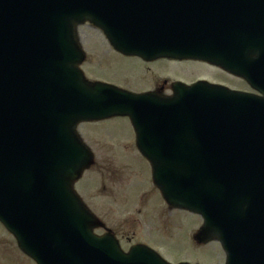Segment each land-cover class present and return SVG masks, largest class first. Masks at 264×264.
<instances>
[{"label": "water", "instance_id": "obj_1", "mask_svg": "<svg viewBox=\"0 0 264 264\" xmlns=\"http://www.w3.org/2000/svg\"><path fill=\"white\" fill-rule=\"evenodd\" d=\"M86 21L126 55L205 60L263 97L89 85L74 30ZM114 116L132 120L166 201L203 217L200 243L219 240L227 264H264V0H0V221L37 264H167L97 237L73 191L93 164L77 125Z\"/></svg>", "mask_w": 264, "mask_h": 264}, {"label": "rangeland", "instance_id": "obj_2", "mask_svg": "<svg viewBox=\"0 0 264 264\" xmlns=\"http://www.w3.org/2000/svg\"><path fill=\"white\" fill-rule=\"evenodd\" d=\"M91 27L94 28L89 24L82 26L79 29V35L82 36L83 32V35L88 38L87 35L91 32L89 30L92 29ZM98 44L100 48H102V51L99 53L104 54L106 65L104 67L105 70L102 71L99 68L92 69L89 62L85 64L84 69L86 72L89 71L90 73L96 75H90L92 78H100L101 81L99 82L101 83H104L102 81L112 82L116 85V87L132 93L137 92L139 85L145 83V81L149 82V77L147 80L139 78L140 65L132 57L119 56L115 54L111 50L107 41L103 46L100 43ZM87 52L90 60V53L88 50ZM167 65L168 70H166L167 67L164 66L163 62L160 66H157V64L147 65V74L151 76L154 82L150 84L149 87L142 86V90L154 89L158 91L163 87L160 85H163L164 80H168L169 83H171L173 80L178 79L188 84L197 80L205 82L208 81L209 83L217 85L220 84L231 89L252 92L251 88L244 83L242 79L231 76L227 73L225 74V72L216 67H210L209 65L204 67L195 65L187 66L174 62H170V65ZM145 74L146 71L144 70L143 75ZM160 80L163 82L160 83ZM165 90L167 91V88H165ZM89 127V130L91 131L87 132L102 138L104 154L108 155V150L112 149L120 142L127 143L130 148L126 154L122 155L123 160L121 161V164L125 162L130 165V171H121L120 174L122 181L114 187L111 185L109 186V183L106 180L103 181V185L109 187V189L114 192L116 201L108 196L103 197L102 194L105 192L104 191L101 193L100 198H106L112 201L106 200L101 203L96 201L93 205L100 212H104L106 209L117 211L126 206L127 213L125 217L129 219L131 212H133V215L137 212L136 210L138 209L136 207L141 204V199L144 198L147 201L144 205L145 210L143 208V215L145 214V211L146 215L144 218L142 217L143 219H140V221L142 220L141 223L145 229L143 231L133 232L134 225L136 226V224H133V226L130 227L126 225L123 226L120 223L117 224L111 222L105 214H101V216L99 215L103 220H105L106 226L109 229L114 228L113 232L123 240V249L129 250V247L132 244L141 242L140 237L142 238L145 235L146 240L144 243H151L155 246L163 248L168 246L169 251L165 253V256H167L166 258L168 260H171L174 263L188 261L191 264H225V252L219 242L213 241L202 246H197L194 242L193 245V237L203 226V219L200 216L182 210H175L173 213L169 211V208L165 200L162 198L160 191L153 183L151 167L141 157L134 145L135 135L131 123L124 118H112L94 124L93 126L90 125ZM78 131H80L83 138L86 139L87 144L91 145L92 142L88 140V137L85 134V128L79 127ZM92 148L95 158H97V162L91 172H87L85 174L84 180L86 177H91L90 173L97 171V168L95 167L101 160L100 155L102 154L100 151H103V149L97 150V148L93 146ZM127 180H130V183L125 185ZM95 185L96 181L94 180H91L90 183L85 182L82 184V182H80L77 184L76 190L79 194H82V189L83 193L89 197V190H91V188ZM95 200H97L96 197ZM88 204L91 206L89 202ZM122 211H126V209ZM163 213L167 216L162 217ZM98 233L101 234L102 232L98 231ZM0 264H35L32 259L23 254L14 238L5 228H3V226H1V224Z\"/></svg>", "mask_w": 264, "mask_h": 264}, {"label": "flooded vegetation", "instance_id": "obj_3", "mask_svg": "<svg viewBox=\"0 0 264 264\" xmlns=\"http://www.w3.org/2000/svg\"><path fill=\"white\" fill-rule=\"evenodd\" d=\"M134 60H136L139 65H140V76L139 78L142 79V80H147L148 77L150 78L149 82L145 81V83H142L141 85H139V89L137 90V94H142V93H149V92H155V93H158L159 95L161 96H170L172 94V85L176 82H183V83H186L182 80H173L171 83H169L168 80H164V83L163 85H160V86H163L162 88H160L158 91L154 90V89H147V90H142V86H147L149 87L150 84H152L154 81L153 79L151 78V76L149 74H147V65H152V64H157V66H160L161 63L163 62L164 63V66L167 67L169 64L170 65V62H174V63H177V64H182V65H195V66H206L208 64L206 63H202V62H195V61H173V60H166V59H160V60H156V61H153V62H144L143 60L141 59H138V58H133ZM143 67V68H142ZM196 68H199V67H196ZM192 69V68H190ZM146 71V74L143 75V71ZM166 70H168V67L166 68ZM226 74V73H225ZM110 84H113L112 82H109V81H106ZM163 81L160 80V83H162ZM187 84V83H186ZM115 85V84H114ZM165 88H167V91L165 90ZM169 93V94H168ZM135 145V143H134ZM113 150H127V149H130L129 146L127 144H117L115 145L113 148ZM130 168L125 164L123 163L121 166H117L115 168H113L112 165H110L109 167L105 166V165H102L101 168H100V179L102 181V184H103V181H105L108 177H114L116 179H122L121 177V171L122 170H129Z\"/></svg>", "mask_w": 264, "mask_h": 264}, {"label": "bare ground", "instance_id": "obj_4", "mask_svg": "<svg viewBox=\"0 0 264 264\" xmlns=\"http://www.w3.org/2000/svg\"><path fill=\"white\" fill-rule=\"evenodd\" d=\"M92 26L94 28L91 27L93 30L89 29L91 32L87 35L88 38L85 37V35H83V32H82V36H80V40H81V43L85 44L87 47H88L89 43L92 45V46L88 47V51H89V53L92 54V61H93L94 58L102 59L103 57H105L104 54H100L99 53L100 51H102V48H100V46L98 44V43H100L103 46V45H105V42L103 40L102 34L100 32H98L97 29H95L97 26H95V25H92ZM79 33H80V31H79ZM105 37H106V35H105ZM200 84H202V83H200ZM220 98H222V97H216V99H213V101L222 102L223 100L220 99ZM90 176L91 177H88L85 182L90 183L91 180L96 181V179H98V177H100V172L99 171H94V172L90 173ZM117 216H120V215L118 214ZM112 219H115V218L112 217Z\"/></svg>", "mask_w": 264, "mask_h": 264}]
</instances>
